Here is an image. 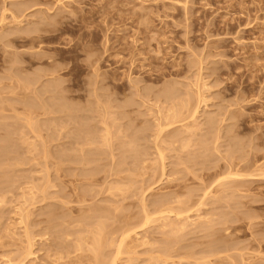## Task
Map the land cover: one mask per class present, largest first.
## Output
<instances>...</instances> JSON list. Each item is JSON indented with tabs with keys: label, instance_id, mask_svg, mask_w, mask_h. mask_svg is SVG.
I'll list each match as a JSON object with an SVG mask.
<instances>
[{
	"label": "rangeland",
	"instance_id": "1",
	"mask_svg": "<svg viewBox=\"0 0 264 264\" xmlns=\"http://www.w3.org/2000/svg\"><path fill=\"white\" fill-rule=\"evenodd\" d=\"M0 264H264V0H0Z\"/></svg>",
	"mask_w": 264,
	"mask_h": 264
}]
</instances>
